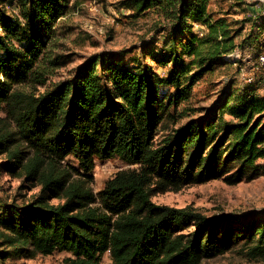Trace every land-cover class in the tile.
<instances>
[{
    "label": "trees",
    "instance_id": "1",
    "mask_svg": "<svg viewBox=\"0 0 264 264\" xmlns=\"http://www.w3.org/2000/svg\"><path fill=\"white\" fill-rule=\"evenodd\" d=\"M3 1L1 169L39 188L22 205L0 200L4 257L65 250L68 264H103L105 253L109 264H200L244 239L251 256L264 258V215L207 216L152 201L156 191L224 174L230 184L252 179L264 158V96L253 89L227 94L211 113L176 125L195 83L239 45L240 30L213 18L210 0L124 1L134 15L153 10L165 20L162 46L149 52L170 65L163 76L96 55L51 86L47 77L60 62L44 54L70 0H17V12ZM191 22L205 26L201 36ZM111 157L135 167L117 171L96 193L95 160Z\"/></svg>",
    "mask_w": 264,
    "mask_h": 264
},
{
    "label": "rangeland",
    "instance_id": "2",
    "mask_svg": "<svg viewBox=\"0 0 264 264\" xmlns=\"http://www.w3.org/2000/svg\"><path fill=\"white\" fill-rule=\"evenodd\" d=\"M125 0H70V11L59 19L47 44L46 59L56 58L59 65L48 75L45 86L68 79L76 68L91 56L115 55L131 66L139 62L144 70L160 76L170 65L162 66L149 54L159 51L166 35V25L160 12L147 10L134 15ZM6 8L17 12V0H4ZM209 12L213 18H225L233 30L240 31L234 38L235 47L225 63L205 72L192 88L188 102L183 103L185 115L176 123L182 125L195 117H203L218 106L227 94L253 89L264 96V0H210ZM192 30L201 36L205 26L191 22ZM46 63H43V65ZM194 68L190 69L192 72ZM43 90L44 87L39 88ZM172 89L164 87L162 92ZM224 120L234 122L225 113ZM162 131H158L156 139ZM4 156H0V200L1 204L28 203L38 187H23V178L1 169ZM70 163L74 160L68 159ZM259 173L252 179H241L228 183L224 175L203 182L184 186L180 190L156 191L152 201L175 208H191L207 216L220 214L264 215V158L256 161ZM118 157L96 159L90 173V185L94 192L103 188L105 182L121 169H131ZM234 169H231L233 171ZM56 201V200H54ZM3 202V203H2ZM241 239L231 249L200 264H264V258L253 257L248 252V242ZM6 248L0 244V264H68L70 254L65 250H54L50 254H38L33 258L23 255L3 256ZM7 250V249H6ZM103 264H109L107 253Z\"/></svg>",
    "mask_w": 264,
    "mask_h": 264
},
{
    "label": "built area",
    "instance_id": "3",
    "mask_svg": "<svg viewBox=\"0 0 264 264\" xmlns=\"http://www.w3.org/2000/svg\"><path fill=\"white\" fill-rule=\"evenodd\" d=\"M262 59H264V58L262 57Z\"/></svg>",
    "mask_w": 264,
    "mask_h": 264
}]
</instances>
